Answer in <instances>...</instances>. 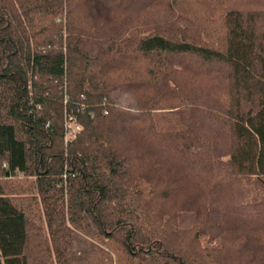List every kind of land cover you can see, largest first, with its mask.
<instances>
[{
    "label": "trees",
    "instance_id": "trees-1",
    "mask_svg": "<svg viewBox=\"0 0 264 264\" xmlns=\"http://www.w3.org/2000/svg\"><path fill=\"white\" fill-rule=\"evenodd\" d=\"M0 264H264V0H0Z\"/></svg>",
    "mask_w": 264,
    "mask_h": 264
},
{
    "label": "rangeland",
    "instance_id": "rangeland-1",
    "mask_svg": "<svg viewBox=\"0 0 264 264\" xmlns=\"http://www.w3.org/2000/svg\"><path fill=\"white\" fill-rule=\"evenodd\" d=\"M78 125L75 124L74 122H68V129H67V133L69 134H74L77 130H78Z\"/></svg>",
    "mask_w": 264,
    "mask_h": 264
},
{
    "label": "built area",
    "instance_id": "built-area-1",
    "mask_svg": "<svg viewBox=\"0 0 264 264\" xmlns=\"http://www.w3.org/2000/svg\"><path fill=\"white\" fill-rule=\"evenodd\" d=\"M77 127H78V126H77ZM78 129H79V127H78ZM74 135H75V133H74V134H69V133H67V134H66V139H70V138H72Z\"/></svg>",
    "mask_w": 264,
    "mask_h": 264
}]
</instances>
